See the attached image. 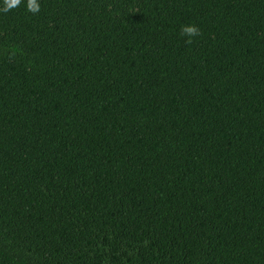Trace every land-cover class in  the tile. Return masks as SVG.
Wrapping results in <instances>:
<instances>
[{
  "label": "trees",
  "instance_id": "16d2710c",
  "mask_svg": "<svg viewBox=\"0 0 264 264\" xmlns=\"http://www.w3.org/2000/svg\"><path fill=\"white\" fill-rule=\"evenodd\" d=\"M9 3L0 264H264V0Z\"/></svg>",
  "mask_w": 264,
  "mask_h": 264
},
{
  "label": "clouds",
  "instance_id": "9594fccd",
  "mask_svg": "<svg viewBox=\"0 0 264 264\" xmlns=\"http://www.w3.org/2000/svg\"><path fill=\"white\" fill-rule=\"evenodd\" d=\"M20 3V0H10L8 8L14 7ZM26 10L31 13H37L40 11L39 0H24ZM6 8L5 10H8ZM180 36L188 44H191L194 38L200 35V28L194 23L183 24L179 30Z\"/></svg>",
  "mask_w": 264,
  "mask_h": 264
}]
</instances>
